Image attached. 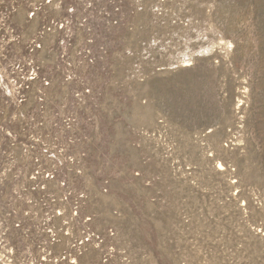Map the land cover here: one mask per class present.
Segmentation results:
<instances>
[{"label":"rangeland","instance_id":"1","mask_svg":"<svg viewBox=\"0 0 264 264\" xmlns=\"http://www.w3.org/2000/svg\"><path fill=\"white\" fill-rule=\"evenodd\" d=\"M0 264H264V0H0Z\"/></svg>","mask_w":264,"mask_h":264}]
</instances>
